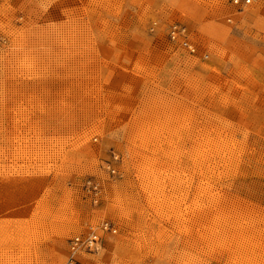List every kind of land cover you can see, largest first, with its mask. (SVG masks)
Returning a JSON list of instances; mask_svg holds the SVG:
<instances>
[{"label":"rangeland","instance_id":"rangeland-1","mask_svg":"<svg viewBox=\"0 0 264 264\" xmlns=\"http://www.w3.org/2000/svg\"><path fill=\"white\" fill-rule=\"evenodd\" d=\"M105 222L78 264H264V0H0V264Z\"/></svg>","mask_w":264,"mask_h":264},{"label":"built area","instance_id":"built-area-1","mask_svg":"<svg viewBox=\"0 0 264 264\" xmlns=\"http://www.w3.org/2000/svg\"><path fill=\"white\" fill-rule=\"evenodd\" d=\"M257 0H231V4L234 6H249ZM168 35L171 40L177 38L182 39V45L186 47L191 53L194 52L193 46L188 42L187 36L185 35V29L178 25L169 26ZM114 233L115 230L108 223H103L100 227L99 232H90L84 235L72 237L69 240V258L67 264H78L75 259V255L79 252H96L100 249L103 241V233Z\"/></svg>","mask_w":264,"mask_h":264}]
</instances>
